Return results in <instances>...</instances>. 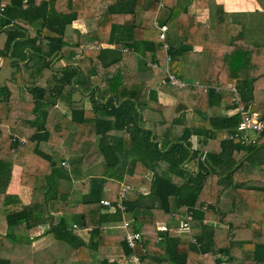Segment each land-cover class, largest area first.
I'll list each match as a JSON object with an SVG mask.
<instances>
[{"label": "trees", "instance_id": "obj_1", "mask_svg": "<svg viewBox=\"0 0 264 264\" xmlns=\"http://www.w3.org/2000/svg\"><path fill=\"white\" fill-rule=\"evenodd\" d=\"M78 1L0 0V212L8 225L0 233V264H84L115 245L135 258L131 264H264V228L247 231L260 234L258 242L232 231L226 244L217 240L219 228L204 222L226 216L214 212L226 196L235 202L252 193L264 202V132L243 142L235 136L240 114L222 110L244 106L264 118V44L248 41L245 25L222 4H215L210 26L188 6L163 0L159 22L169 26L173 72L182 76L181 60L195 55V44L210 52L203 88L194 80L185 88L166 85L178 101L165 104L159 87L166 64L154 23L159 0H111L107 19L87 33L73 23L96 11ZM141 71L151 74L139 81ZM196 160L198 170H189L186 163ZM15 165L28 203L9 192ZM127 175H139L149 190L131 197L128 187L124 212L117 203ZM71 189L80 194L76 200ZM187 208L200 229L196 241L178 227ZM161 221L168 230L158 229ZM43 224L55 243L24 252ZM78 228L89 230L88 241ZM131 231L142 236L135 247L126 241ZM247 248L252 256L244 259L234 252ZM101 263L118 264L107 257Z\"/></svg>", "mask_w": 264, "mask_h": 264}, {"label": "crops", "instance_id": "obj_2", "mask_svg": "<svg viewBox=\"0 0 264 264\" xmlns=\"http://www.w3.org/2000/svg\"><path fill=\"white\" fill-rule=\"evenodd\" d=\"M96 2H90L88 0H79L77 3L80 5L86 4L87 8L88 5L92 6L93 9H95L96 13L94 16H91L92 14H86L85 17L79 18L74 21L73 25L77 29H79L83 33L94 31L98 28V26L107 19V10L108 5L111 0H95ZM175 3L178 6L183 7H189V12L192 16H195V19L199 22H207L210 26H215L216 24V18L214 16V6L215 4H222L226 11H229L233 18L236 21H241L245 25V36L249 35L248 32H255V41L257 44H264V28L260 24L262 20H264V7L263 4L259 2V0H175ZM89 9V8H88ZM140 9V6L139 8ZM250 16H255V19H252ZM115 19V18H114ZM251 24V25H250ZM250 25V26H249ZM250 27V28H249ZM176 30V27L171 28L172 33ZM195 30V29H194ZM193 31V30H192ZM110 32V31H109ZM105 36V35H104ZM113 47V44H104ZM193 52L195 55L193 57H183L181 60V71L182 76L184 78H188L190 80L198 81L199 83H203L205 73L207 71V67L209 65V58H210V52L208 50H205L202 45L195 44L193 47ZM157 55L159 58H163V52L159 50L157 52ZM2 60L0 58V64ZM141 76L139 77L143 81L146 78H148L151 74V71L145 72L141 71ZM159 97L162 102L165 104L174 105V102H177L176 98L170 94L167 91V87H159ZM222 110L227 115H232L234 113H237V108L232 109H225L222 107ZM187 115L191 116L190 110H187ZM150 123H146V125H149ZM189 170L194 171L198 170V162L197 160L194 162H187L186 163ZM15 168H19V185L16 186V188L13 189V179L9 186V192L11 193H18L22 196L23 200L28 203L30 202V195H29V189L26 187H23L20 184V176H21V167L19 165H15ZM15 171L13 170V178ZM141 178L139 175L129 176L127 175L122 182V188L123 187H131L133 190L134 187L136 188V183L134 182V185L130 184V182H127L128 179H138ZM68 187V186H67ZM146 189L147 192L149 190L148 186L143 182L141 184V189ZM73 199H77L80 194L78 190L71 189L70 190ZM141 191V190H140ZM110 194V190H107L106 197H108ZM133 194V192L130 194V196ZM235 197L226 196L222 198L219 204H217L214 208L215 213H222L225 212L226 216L224 215H215L213 217H210L208 215V218L204 219L205 223L212 224L214 227H218L220 230L219 236L217 237V240L219 243H231V241L234 240V237L232 235V231L238 232L240 235L244 233L246 237L243 238L246 241H251L250 243L258 242V238H260V234H255L253 236L252 231L247 233V231L252 230L253 227L255 229H261L264 228V202L257 204L255 200L254 194H248L246 197H244L242 194L238 196V199L235 200ZM57 216V215H56ZM220 217H225L224 219H221ZM164 222V221H161ZM160 222H158L159 224ZM157 224V225H158ZM49 225L43 224L39 231H37L33 236H31L29 243L31 247L23 248L24 252H33L36 250L43 249L45 247H48L55 243L56 239L54 235L51 232H48ZM196 233L200 231L199 228H195ZM8 231V225L6 222V217L4 214L0 212V233L6 234ZM79 232V235L86 241L90 239V233L88 229H77ZM25 239L23 240V243H26L28 241V236L24 235ZM115 248H118V246H109L101 249V252L105 254V257L111 256V251ZM120 248V247H119ZM30 249V251L28 250ZM235 254H239L242 259L246 258L245 254L252 256V251L250 248L242 250H234ZM219 257H222V260L227 259L228 256H224L221 254H216ZM120 257L117 258V256L110 257V262L117 261L118 264H131L133 263V260L135 258L130 257L128 258L123 250L121 249V254L118 255ZM216 257V256H215Z\"/></svg>", "mask_w": 264, "mask_h": 264}, {"label": "built area", "instance_id": "obj_3", "mask_svg": "<svg viewBox=\"0 0 264 264\" xmlns=\"http://www.w3.org/2000/svg\"><path fill=\"white\" fill-rule=\"evenodd\" d=\"M164 6L163 0H159V4L155 13L154 23L156 27L159 29V37L162 41L160 50L163 52V59L165 61V67L164 71L166 72L167 78L163 80L164 84L170 85V86H176L185 88L187 86H190L191 83L184 77L177 75L173 70L171 69V61H172V55L170 53V43L167 40V33L169 30V26L167 24H161L159 22V14L161 8ZM152 63H149L151 65ZM152 66V65H151ZM155 67L157 65H154ZM193 86H198L203 88V85H201L198 81L194 82ZM231 89H233L236 92V97L239 98V94L235 88V86H231ZM237 113L240 114V121L237 125V132L235 136L240 135L242 137L243 142L250 144L255 143V140L257 138V135L260 134V132H264V118L261 115L260 112L253 110L251 108H245L244 106L237 107ZM206 157V150L202 151L201 153V159L204 160ZM127 191L128 187H123L121 191V198L120 202L117 203V207L121 208L124 212L127 211L126 205L123 203L124 199L127 198ZM104 205L111 206V200L109 198H104L101 201ZM194 219L193 210L190 208H187L185 213L183 214L182 218L180 219L179 223V230L181 233H186L187 235L191 236V239L193 241H196L195 235V228L192 227L191 221ZM130 225V221L125 219L124 226L127 227ZM76 227V225H74ZM169 225L166 222H161L158 224V229L160 231L168 230ZM142 236L141 233L138 231H131L126 233V241L129 245V247H135L141 242Z\"/></svg>", "mask_w": 264, "mask_h": 264}, {"label": "rangeland", "instance_id": "obj_4", "mask_svg": "<svg viewBox=\"0 0 264 264\" xmlns=\"http://www.w3.org/2000/svg\"><path fill=\"white\" fill-rule=\"evenodd\" d=\"M252 19H255L256 17L255 16H250ZM260 24L262 25V27H263V25H264V20H262L261 22H260ZM251 25V24H250ZM249 25V26H250ZM250 28V27H249ZM264 28V27H263ZM248 34L249 35H246L245 37H246V39L248 40V41H253V40H255L256 41V39H255V37H254V35H255V32H248ZM161 51V50H160ZM161 53H162V51H161ZM64 65V62H63V60H61V61H58L57 63H56V67H62ZM138 75H140L141 76V74L139 73ZM139 76V77H140ZM138 77V80H141L140 78ZM187 80L189 81L190 79H188L187 78ZM99 81H100V79L99 78H93L92 79V83H95V84H98L99 83ZM190 82V81H189ZM194 82H196V81H194ZM163 83V82H162ZM164 84V83H163ZM167 84H165V86H166ZM170 85H167V87H169ZM24 94V97H27V98H30L31 96L29 95V93H27L26 91H24L23 92ZM175 104H176V102H174ZM59 108L67 115V118L69 119L70 118V114H71V111L69 110V107L65 104V103H63V102H60L59 103ZM191 112V111H190ZM191 114V113H190ZM259 136V135H258ZM91 148L92 149H95L94 148V146H91ZM90 149V148H89ZM14 169V171H15V175H14V178H13V185H12V187H13V189H15L16 187L14 186V185H16V186H18L19 185V181H18V179H19V168H13ZM103 170V168H102V166H98L97 168H95V172L97 173V174H100L101 173V171ZM131 182H130V181ZM127 182H130V184H132V185H134V182L136 183V188L134 187V189H133V194L131 195V197H134L140 190L141 191H146V189L144 188V189H141V184H142V178H138L137 180L136 179H128V181ZM11 187V186H10ZM9 189H11V188H9ZM179 219V222H180V218H178ZM161 223V222H160ZM77 233L79 234V232L77 231ZM121 254V248H115V249H113L112 251H111V258L112 257H114V256H117V258L118 257H120V256H118V255H120ZM105 257V254H103L102 252H100V251H98L97 253H94V255H93V258H91V259H89L88 261H86L84 264H102L101 263V261H103V258ZM110 257H107L109 260H110ZM127 264V263H126Z\"/></svg>", "mask_w": 264, "mask_h": 264}]
</instances>
